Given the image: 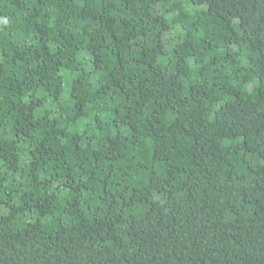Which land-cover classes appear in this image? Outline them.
Instances as JSON below:
<instances>
[{"label": "trees", "instance_id": "trees-1", "mask_svg": "<svg viewBox=\"0 0 264 264\" xmlns=\"http://www.w3.org/2000/svg\"><path fill=\"white\" fill-rule=\"evenodd\" d=\"M0 264H264V0H0Z\"/></svg>", "mask_w": 264, "mask_h": 264}, {"label": "rangeland", "instance_id": "rangeland-1", "mask_svg": "<svg viewBox=\"0 0 264 264\" xmlns=\"http://www.w3.org/2000/svg\"><path fill=\"white\" fill-rule=\"evenodd\" d=\"M62 75H63L66 79H68V77L70 76V74L67 73V72H62Z\"/></svg>", "mask_w": 264, "mask_h": 264}]
</instances>
